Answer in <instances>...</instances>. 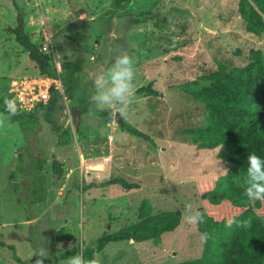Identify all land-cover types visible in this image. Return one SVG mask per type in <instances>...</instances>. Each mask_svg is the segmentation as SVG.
<instances>
[{"label":"rangeland","instance_id":"1","mask_svg":"<svg viewBox=\"0 0 264 264\" xmlns=\"http://www.w3.org/2000/svg\"><path fill=\"white\" fill-rule=\"evenodd\" d=\"M15 2L37 45L47 43L51 36L60 66L65 61L81 66L78 84L87 105L92 104L90 97L95 92L94 73L110 67L117 55L127 53L133 58L134 96L122 117L145 139L120 128L115 120L80 114L65 94L56 103L53 117L71 135L68 146L58 145L46 111L38 112L40 124L29 139L9 116L0 114L6 118L0 128V241L14 246L23 262L35 264L38 249L49 253L57 226L64 224L72 232V245L82 255V248L94 246L104 232L136 222L141 202L150 199L156 213L181 212V226L163 234L159 244L111 243L96 254L100 264H177L200 258L205 235L197 224L186 222V205L226 222L241 211L228 202L213 206L205 200L227 167L217 159L219 149L193 142L195 132L206 125L205 105L173 86L203 89L209 83L198 77L216 72L218 61L243 67L252 49L263 48L262 39L244 30L241 0H133L121 9L112 0ZM17 14L13 0H0V90L13 79L39 75L35 63L8 31L16 26ZM151 83L157 95L138 92ZM20 155L28 166L31 156L40 158V174L45 177V201L34 206L28 204L34 198L27 188L31 181L22 176L18 182V196L33 215L32 221H27L26 208L17 203L9 187ZM55 157L63 164L64 177L54 175ZM114 177L140 188L82 190L83 184H100ZM70 247L66 244L63 250ZM0 264L23 263L14 260L9 248L0 247Z\"/></svg>","mask_w":264,"mask_h":264},{"label":"trees","instance_id":"2","mask_svg":"<svg viewBox=\"0 0 264 264\" xmlns=\"http://www.w3.org/2000/svg\"><path fill=\"white\" fill-rule=\"evenodd\" d=\"M116 9L132 3L133 0H112ZM15 4L17 24L8 28L14 35L16 42L26 51L29 59L35 63L40 76L52 78L60 77L64 87V93L71 100L73 108L80 114L92 113L101 119L114 120L112 111L100 110L92 104L87 105V97L83 90H79L77 75L82 72L81 66L76 62H63L60 73L54 68L49 55L45 54L41 45L33 42L32 37L26 31V20L22 12ZM239 14L243 21L244 30L264 43V0H241L239 3ZM207 81L208 86L203 89H190L183 86H173L179 92L193 97L206 107V125L195 132L193 142L201 146L216 150L217 159L224 162L227 173L217 178L211 191L207 193L206 201L213 206H220L228 202L239 209V215L233 218L231 226L229 222L215 220L206 210H200L204 222L197 223L198 231L205 235V244L202 256L198 259L185 261L177 264H264V214L261 210L264 202L249 201L244 195L247 177V157L255 152L264 158V46L260 49L250 51L249 60L243 67H230L218 61V70L213 73L198 77ZM149 87L139 90L140 93L157 95V92ZM9 87L0 90V114L9 116L5 111V98L12 99ZM60 92L52 90L51 100L46 105H39L34 112L27 113L18 110L15 116H9L17 123L26 138L36 131L40 124L38 112L46 111L47 122L58 135V145L68 146L72 144V137L65 132L54 120L53 113L56 103L60 99ZM85 102V104H84ZM120 128L126 130L133 136L145 139V135L127 121ZM32 157L28 166L24 155L19 156V162L15 170L10 174L9 187L17 195L16 201L25 206L20 193L18 183L22 176H26L31 182L27 185L30 193L34 196L28 202L30 206L45 201L46 187L45 177L42 176L40 158ZM54 175L64 177L63 164L54 158ZM36 180V183H32ZM120 186L124 190L139 189L140 185L131 183L122 177H114L100 184H83L82 190L88 191L94 187ZM38 191L43 192L41 195ZM36 195V196H35ZM28 212L27 221H32L33 215ZM250 221V227L244 228L242 221ZM182 223V213L178 211L155 212L150 199H144L139 208L136 222L127 225L116 232L106 231L96 241L94 246H84L82 256L85 260L95 258L106 247L115 242L133 241L142 243L153 241L159 244L160 238L165 233L174 232ZM69 244L68 250L63 246ZM1 248H9L13 251L14 260L18 263L27 264L18 257L16 248L0 241ZM47 257L44 264H59L60 261L78 254L80 249L72 245V232L67 231L66 225L57 226L54 237L49 244ZM57 254V256H56Z\"/></svg>","mask_w":264,"mask_h":264},{"label":"clouds","instance_id":"3","mask_svg":"<svg viewBox=\"0 0 264 264\" xmlns=\"http://www.w3.org/2000/svg\"><path fill=\"white\" fill-rule=\"evenodd\" d=\"M135 69L133 58L127 53L117 55L114 62L107 69L101 67L93 75V85L95 92L90 97V103L96 108L112 109L113 114L119 113L124 116L134 96ZM5 111L9 116L18 114V107L15 99L5 98ZM6 118L0 115V128H3ZM74 133V129H73ZM246 187L243 195L252 202H264V158L255 152L248 154L247 157V177ZM186 222L189 224L203 223L201 212L193 211L192 206L185 207ZM229 227L231 222H229ZM241 227H250V221L245 220L240 224ZM48 252L40 247L36 253L35 264H44ZM67 264H100L96 258L85 260L80 254L69 257Z\"/></svg>","mask_w":264,"mask_h":264},{"label":"built area","instance_id":"4","mask_svg":"<svg viewBox=\"0 0 264 264\" xmlns=\"http://www.w3.org/2000/svg\"><path fill=\"white\" fill-rule=\"evenodd\" d=\"M51 44V36H49L48 42L41 44V49L50 56L54 68L60 73L61 66L56 61V54ZM53 89L60 92L61 95L65 94L60 77L52 78L36 75L13 79L10 83L9 92L12 94V99H15L18 110L31 113L39 105L48 104L51 100Z\"/></svg>","mask_w":264,"mask_h":264},{"label":"water","instance_id":"5","mask_svg":"<svg viewBox=\"0 0 264 264\" xmlns=\"http://www.w3.org/2000/svg\"><path fill=\"white\" fill-rule=\"evenodd\" d=\"M114 120L118 123V125H122L124 123V118L119 113L115 114Z\"/></svg>","mask_w":264,"mask_h":264},{"label":"crops","instance_id":"6","mask_svg":"<svg viewBox=\"0 0 264 264\" xmlns=\"http://www.w3.org/2000/svg\"><path fill=\"white\" fill-rule=\"evenodd\" d=\"M31 37H32L33 42H34L35 44H37V42L35 41L36 39H34L33 36H31Z\"/></svg>","mask_w":264,"mask_h":264}]
</instances>
